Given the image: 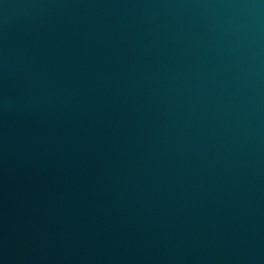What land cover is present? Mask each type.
I'll list each match as a JSON object with an SVG mask.
<instances>
[{
  "label": "water",
  "instance_id": "obj_1",
  "mask_svg": "<svg viewBox=\"0 0 264 264\" xmlns=\"http://www.w3.org/2000/svg\"><path fill=\"white\" fill-rule=\"evenodd\" d=\"M0 264H264V0H0Z\"/></svg>",
  "mask_w": 264,
  "mask_h": 264
}]
</instances>
